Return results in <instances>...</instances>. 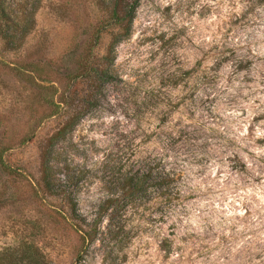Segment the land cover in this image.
Listing matches in <instances>:
<instances>
[{
    "label": "rangeland",
    "instance_id": "374dc122",
    "mask_svg": "<svg viewBox=\"0 0 264 264\" xmlns=\"http://www.w3.org/2000/svg\"><path fill=\"white\" fill-rule=\"evenodd\" d=\"M34 1L21 46L0 47V264H264V0H127L129 25L111 0ZM180 130L181 196L127 202L120 241L78 257L67 218H93L122 140L126 172Z\"/></svg>",
    "mask_w": 264,
    "mask_h": 264
},
{
    "label": "trees",
    "instance_id": "16d2710c",
    "mask_svg": "<svg viewBox=\"0 0 264 264\" xmlns=\"http://www.w3.org/2000/svg\"><path fill=\"white\" fill-rule=\"evenodd\" d=\"M31 2L35 3L34 0ZM26 5V0L24 2L23 0H0V47L3 51L18 49L27 33L32 29L34 8L27 9ZM134 9L135 4H130L127 0H111L109 11L115 22L119 24L125 20L129 25L133 19ZM127 33L128 31H126ZM51 88L55 101L51 102L53 109L50 115L57 113L67 103L65 93L60 92L58 96H55L57 87L52 85ZM66 122L68 123V121ZM67 123L58 129L51 139L58 138L67 127ZM127 139L128 136L120 143V150L116 156L109 160L113 161V165H116L119 170L113 186L108 188L105 196L100 198L93 218L86 220L76 214L74 209L67 218L71 228L78 233L79 249L76 254L78 257H82L87 252V248L94 240H99L102 244H114L120 241L122 226L116 224L114 217L124 209L127 202L137 206L139 199L149 196L151 199L156 197L159 203L163 202L166 204L165 206L170 207L173 200L181 196V190L176 184L181 178L182 172L166 158L178 160L179 157L169 155V151L179 147L185 151L189 150L192 146L191 142L195 139L194 135L187 130H180L175 135L168 133L165 140L160 141L163 154H153L142 158L134 156L126 167L136 168L124 172L121 168L128 158L122 155L121 147ZM102 162V165L105 166L109 164L106 156ZM173 163L176 164L175 161ZM41 182L48 192H53L56 187V179L51 177L47 170L42 173ZM103 220L104 224L101 223Z\"/></svg>",
    "mask_w": 264,
    "mask_h": 264
}]
</instances>
